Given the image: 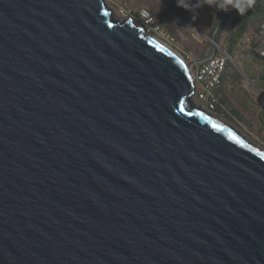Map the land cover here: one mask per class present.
<instances>
[{"label": "water", "instance_id": "water-1", "mask_svg": "<svg viewBox=\"0 0 264 264\" xmlns=\"http://www.w3.org/2000/svg\"><path fill=\"white\" fill-rule=\"evenodd\" d=\"M195 95L105 0H0V264H264V147Z\"/></svg>", "mask_w": 264, "mask_h": 264}, {"label": "rangeland", "instance_id": "rangeland-1", "mask_svg": "<svg viewBox=\"0 0 264 264\" xmlns=\"http://www.w3.org/2000/svg\"><path fill=\"white\" fill-rule=\"evenodd\" d=\"M105 2L113 9L118 19L129 18V15L124 16L126 12H137L142 8L149 9L158 22V26L164 31L165 36L158 35V37L188 62L196 61L200 53L205 51L207 45L210 44L208 39L217 38L220 45L214 47L219 54L225 56L223 47L226 48L228 44L230 31L238 25L239 14L233 10L230 12L226 26L219 29L220 20L217 9L207 5L199 8L193 7L189 11L178 7L177 0H105ZM190 2L195 3L196 0H190ZM137 24L140 26L141 21L138 20ZM249 26L253 25L249 24ZM255 28L250 27L252 34L256 35L254 40L263 36L261 32L258 33V28L257 30ZM229 61L237 71H240L233 59ZM225 94L232 108L240 113L239 118L242 122L229 115L228 111L220 110L215 113L233 122L248 136L254 138L259 146L264 147V97L259 89L246 79L243 84L229 86Z\"/></svg>", "mask_w": 264, "mask_h": 264}, {"label": "trees", "instance_id": "trees-1", "mask_svg": "<svg viewBox=\"0 0 264 264\" xmlns=\"http://www.w3.org/2000/svg\"><path fill=\"white\" fill-rule=\"evenodd\" d=\"M166 5L168 6V4ZM144 9L148 10L151 13L149 9L142 8L137 12L131 11L130 16L134 17L135 20L138 21L139 12ZM232 11V9H229V11L227 12L217 9L220 20L219 29L226 26L230 17V12ZM151 15L154 18L152 13ZM178 17L181 18L179 15ZM176 19L178 20V18ZM155 22L158 25V22L156 20ZM237 22L238 25L230 31L227 40L228 44L226 48L225 46L223 47V50H225L224 53L227 54L230 59H233L236 62V66L239 67L240 71H237L235 69V66L230 61H228L226 71L222 77L221 85L214 94L216 102L214 104L213 110L214 112L220 110L228 111V114L230 113L229 115H231L232 117L234 116L239 122H242L239 118L240 113L232 108L225 93L229 86L233 84H243V82H245L247 79L259 89L264 97V59L260 56L256 47H253L252 45L248 46L243 43V39L245 38H253L252 40L258 44H260L264 40V31L261 29L264 24V0H256L255 5L251 9H249L244 16L238 15ZM249 24H252L254 28L256 26V28H258V33L261 32L260 34L263 36L260 37L261 35L259 34L260 38L254 40L256 38V35L252 34L250 27L253 28V26H249ZM212 41L216 45H220V42L217 38L213 39ZM213 55L223 56L219 54L214 45L210 43L207 45L205 51L200 53L198 58H196L195 60L205 61Z\"/></svg>", "mask_w": 264, "mask_h": 264}, {"label": "built area", "instance_id": "built-area-1", "mask_svg": "<svg viewBox=\"0 0 264 264\" xmlns=\"http://www.w3.org/2000/svg\"><path fill=\"white\" fill-rule=\"evenodd\" d=\"M130 16L129 12L124 13V16ZM131 17V16H130ZM139 21L145 30L147 35L154 36L156 38L158 35H164V31L157 25L151 13L148 10H141L139 12ZM264 31V24L262 26ZM162 38H160L161 40ZM164 39V38H163ZM163 41V40H161ZM243 43L248 46H253L258 49L260 56L264 59V40L258 44L251 38L243 39ZM230 60L229 56H216L213 55L205 61H189L188 64L191 67V71L195 80L196 85V95L195 99L203 104L206 109L214 112L215 91L219 88L222 82L223 74L226 71L227 63Z\"/></svg>", "mask_w": 264, "mask_h": 264}, {"label": "clouds", "instance_id": "clouds-1", "mask_svg": "<svg viewBox=\"0 0 264 264\" xmlns=\"http://www.w3.org/2000/svg\"><path fill=\"white\" fill-rule=\"evenodd\" d=\"M256 3V0H196L195 3L190 0H177V6L191 11L193 7H203L207 5L210 8H216L221 11L235 10L240 16H244Z\"/></svg>", "mask_w": 264, "mask_h": 264}, {"label": "bare ground", "instance_id": "bare-ground-1", "mask_svg": "<svg viewBox=\"0 0 264 264\" xmlns=\"http://www.w3.org/2000/svg\"><path fill=\"white\" fill-rule=\"evenodd\" d=\"M191 104L193 105V107L200 108V109H204V110L207 111L206 107H205L203 104L199 103V102H198L196 99H194V98L191 99ZM217 117H219V119L224 120V121L227 120V119H225V117H223V116H221V115H218ZM227 121H228V123L231 122V121H229V120H227ZM229 124H230L231 126H233V128H235L236 130H238L239 132H241L243 135H245V136L248 138V140H249L252 144L258 146V144H257V142L255 141L254 138L248 136L245 132L242 131V129H240L239 127H237L233 122H231V123H229Z\"/></svg>", "mask_w": 264, "mask_h": 264}]
</instances>
